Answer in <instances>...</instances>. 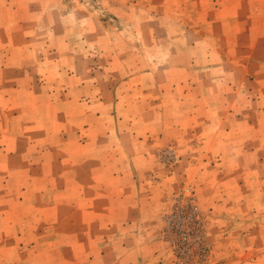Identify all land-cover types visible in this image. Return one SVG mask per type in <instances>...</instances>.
<instances>
[{
    "label": "rangeland",
    "instance_id": "374dc122",
    "mask_svg": "<svg viewBox=\"0 0 264 264\" xmlns=\"http://www.w3.org/2000/svg\"><path fill=\"white\" fill-rule=\"evenodd\" d=\"M103 172L168 179L170 264H264V0H0V264H122L89 257Z\"/></svg>",
    "mask_w": 264,
    "mask_h": 264
},
{
    "label": "crops",
    "instance_id": "0c3cea01",
    "mask_svg": "<svg viewBox=\"0 0 264 264\" xmlns=\"http://www.w3.org/2000/svg\"><path fill=\"white\" fill-rule=\"evenodd\" d=\"M110 176L105 172L100 173V185L91 186L94 197L89 206V224L95 227H121L122 234L117 240L118 247L114 248L113 239L107 237L105 251L102 253L92 247L89 257L121 258L122 264H170L168 249L160 237L162 215L168 209V179L161 178L160 182L150 184L145 174L140 183L133 181V188L115 190L108 183L112 178ZM125 179L130 182V177ZM83 213L81 208L80 227L85 223Z\"/></svg>",
    "mask_w": 264,
    "mask_h": 264
},
{
    "label": "built area",
    "instance_id": "2783aa9c",
    "mask_svg": "<svg viewBox=\"0 0 264 264\" xmlns=\"http://www.w3.org/2000/svg\"><path fill=\"white\" fill-rule=\"evenodd\" d=\"M167 158L170 159V155H167ZM195 214L196 211L189 198L177 199L165 220L166 232L171 244L183 263L193 258V249H198L201 242L199 230L198 232L194 230L193 233Z\"/></svg>",
    "mask_w": 264,
    "mask_h": 264
}]
</instances>
